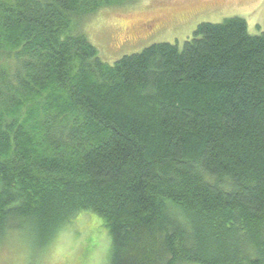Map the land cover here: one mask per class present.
I'll return each instance as SVG.
<instances>
[{
	"label": "trees",
	"instance_id": "16d2710c",
	"mask_svg": "<svg viewBox=\"0 0 264 264\" xmlns=\"http://www.w3.org/2000/svg\"><path fill=\"white\" fill-rule=\"evenodd\" d=\"M137 0H0V238L84 213L110 264H264V33L203 22L114 64L83 31Z\"/></svg>",
	"mask_w": 264,
	"mask_h": 264
},
{
	"label": "rangeland",
	"instance_id": "374dc122",
	"mask_svg": "<svg viewBox=\"0 0 264 264\" xmlns=\"http://www.w3.org/2000/svg\"><path fill=\"white\" fill-rule=\"evenodd\" d=\"M165 16L168 30L147 41L125 43L130 34L139 36L146 21ZM245 18L252 34L264 33V0H137L100 9L83 25L101 58L114 64L125 55L141 52L160 42L183 46L203 22L220 23L226 18ZM188 21L180 26V22ZM177 22H179L177 24ZM164 31V32H163ZM142 40V39H141ZM140 41V42H139ZM111 238L102 220L84 213L68 224L49 245L35 247L25 229L11 231L1 240L0 264H110Z\"/></svg>",
	"mask_w": 264,
	"mask_h": 264
},
{
	"label": "flooded vegetation",
	"instance_id": "af4514ba",
	"mask_svg": "<svg viewBox=\"0 0 264 264\" xmlns=\"http://www.w3.org/2000/svg\"><path fill=\"white\" fill-rule=\"evenodd\" d=\"M165 21H166L165 16L153 17V18L149 19L148 21H146L144 24L141 25V27H143L141 31L145 30L144 34L141 36H139L137 34H130V36L128 38H126L125 43H133V42L138 41V40L147 41L153 35L161 32L162 30H168L167 26L165 25ZM187 21H188V18L181 21L180 26L185 24ZM178 23L179 22H177V24Z\"/></svg>",
	"mask_w": 264,
	"mask_h": 264
}]
</instances>
